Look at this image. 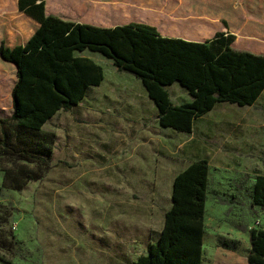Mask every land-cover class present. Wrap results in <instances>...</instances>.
Returning a JSON list of instances; mask_svg holds the SVG:
<instances>
[{
	"label": "rangeland",
	"instance_id": "1",
	"mask_svg": "<svg viewBox=\"0 0 264 264\" xmlns=\"http://www.w3.org/2000/svg\"><path fill=\"white\" fill-rule=\"evenodd\" d=\"M261 3L264 9V0ZM227 4L239 8L253 4V0H225ZM9 7L7 1L4 9ZM225 11L230 10L224 7ZM12 13L15 12L5 11L0 16ZM104 61L112 62L103 57V91L109 93L115 79ZM8 73L11 78L0 80V119L12 112L15 74ZM127 78L141 85L126 72L119 73L116 81L126 85ZM167 91L175 104L190 101L178 83L167 87ZM114 108L115 111L103 114L106 127L95 129L103 141L100 147L89 132L93 130L91 123L78 121L81 111H61L45 126L44 130L56 131L60 140L72 131L86 144L82 148L89 156L65 175L61 171L65 167L62 161H54L51 166L56 170L46 172L39 182L28 183L21 191L7 189L2 186L3 171L12 168L13 161L0 156V264H130L145 256L147 245L156 241L164 213L171 205L167 173L178 167L168 158V151L174 152L178 145L183 150L188 146L197 149L198 154L210 159L205 261L209 257L207 249L222 248L223 243L229 242L236 248L230 253L238 260L236 264H248L249 232L264 229V210L251 204L254 179L264 175V97L252 109L217 104L195 128L193 139L160 128L148 111L145 129L120 126L114 119L121 112ZM74 124L79 125L77 132L71 129ZM148 136L149 139L142 140ZM163 136L169 141L167 156L155 166L154 139ZM95 150L100 151L98 156L93 154ZM208 151H215V156ZM28 169L36 170L32 165ZM146 169L149 176H130L132 170L140 173ZM157 170L160 176L154 173ZM112 179L115 185L106 188ZM226 253L225 250V258Z\"/></svg>",
	"mask_w": 264,
	"mask_h": 264
},
{
	"label": "trees",
	"instance_id": "2",
	"mask_svg": "<svg viewBox=\"0 0 264 264\" xmlns=\"http://www.w3.org/2000/svg\"><path fill=\"white\" fill-rule=\"evenodd\" d=\"M18 11L0 16V57L16 66L12 113L0 119V156L12 159L2 186L21 191L51 167L55 135L42 130L58 111L68 112L103 80L102 68L75 53L91 51L141 81L158 110V124L190 133L194 120L217 103L252 106L264 90V56L232 48L223 32L196 43L161 36L130 23L105 29L45 14L44 0H18ZM178 83L190 101L174 105L167 87ZM20 163V165H18ZM35 167L30 171L28 166ZM207 160L190 164L173 181L172 205L156 241L130 264H203ZM251 204L264 210V175L254 179ZM248 264H264V229H251ZM227 249H235L229 242Z\"/></svg>",
	"mask_w": 264,
	"mask_h": 264
},
{
	"label": "crops",
	"instance_id": "3",
	"mask_svg": "<svg viewBox=\"0 0 264 264\" xmlns=\"http://www.w3.org/2000/svg\"><path fill=\"white\" fill-rule=\"evenodd\" d=\"M7 1L10 2L9 10L4 9ZM44 1L45 14L55 16L63 21L93 25L105 29L114 28L116 26H123L130 23L145 24L155 28L157 32L163 37L182 39L185 41L196 43H203L211 40L216 33L223 32L225 34L235 36V40L232 44V48L234 50L240 52H249L258 56H264V9L262 8L261 0H253V4L249 6L242 4L239 8H231L228 4L225 5V0L217 1L215 3H212V1L210 0ZM17 2L18 0H0V14L4 13L5 11L17 12ZM224 7L225 9L230 11L224 12ZM2 30V26H0V42L2 39ZM75 56L88 58L95 64L99 65L103 70L104 77L102 82L98 86L89 87L83 99L78 103L77 106L72 108L74 109V111L82 112V115H80V119L78 121H88V123H91V125L89 126H92L93 130H90L89 132L94 136V140L97 138V140H95L94 142L98 144V147L102 145L103 141L101 139V136L97 135V131L95 129L106 127V121L103 118V114L105 112L111 113L115 111L114 107L119 108L121 112L119 114V117H117V119H114V122L118 123V125L120 126L124 125L126 127L128 126L145 129L146 123H148L149 121V115L147 116V111L148 113H150V115H153V121L157 122L158 124L157 107L153 100L149 98L148 93L143 87L141 81V85L132 78H127L126 85L122 84L121 82H117V75H119V73L121 72L118 71L117 67H115L113 63L111 64L104 61V63L109 66V69L111 70L112 75L115 79V83L110 84V92L106 93L103 91V87L106 81V75L102 67L104 56L102 57L100 53L91 51L75 53ZM16 70V66L13 63L7 62L0 57V80L6 81L9 77L11 78V75H9V73L7 74V71H13L15 75L12 78L15 85L17 81ZM171 86H174V84ZM262 97H264V90L252 106L245 107H247L248 109L255 108ZM172 103L174 105H180L175 104L174 102ZM216 105L207 114L194 120L193 128L190 133L181 134H186L187 138L190 137L191 139H193L192 137L195 133V128L198 127L200 123H202L204 117L208 116L215 110ZM72 109L70 111L74 112L72 111ZM60 114H62L61 111H58L50 120H48L43 125L42 130L44 132L53 133L55 135L51 164L54 161L61 160L63 165L65 166L61 171L62 174L65 175L68 172H72L73 166L75 164L78 165L79 163H81V159L89 156V153L86 151V149L82 148V146H85L86 144L81 141L80 138H77L75 135H73V133H71L72 131L69 133V135H66L63 140H60L59 134L53 129L52 131L44 130L45 126L49 124L52 119L60 116ZM75 123H77V121ZM78 126V124H74V126H71L73 132H77L76 130L78 129ZM159 127L162 128L161 126ZM149 138V136L143 137L142 140L145 141ZM120 140L121 138L119 139V141ZM154 140L157 144V147L155 149H152L154 151L152 159L154 162L153 164L156 166L161 161H164V159H166V150L167 146L169 145V141H167L165 137L163 139L155 138ZM125 143L127 144L129 142L127 141ZM92 152H94L93 154L97 156L100 154L99 150H95ZM211 153L212 151L207 152V154L212 156H215L216 154L215 151H213L212 154ZM169 154L170 156L168 158L172 159L174 161V165L178 167V170H176L175 172L170 170L169 173H167L169 176V188L171 190L170 203L172 205V186L175 177L184 169H186L190 164L199 160H207L209 165L210 180L211 164L208 156H206L205 154H198V150L193 149L190 146L183 150L181 145H178L174 152L171 153V151H168V155ZM118 158L119 156L117 157V159ZM69 161H72L74 163L71 164L69 163ZM131 161H133V157L131 158ZM54 169L56 170L55 167L53 168L51 166L47 172H52ZM154 173H157V175L160 176L158 170ZM144 174L149 176V171L146 169V171L142 170L139 173L135 170H132L130 176L133 177ZM163 176H166V173L163 172ZM113 185H115V181H113L112 179L111 184L106 185V188L113 187ZM208 195L209 185L207 201ZM207 201L205 210L207 208ZM204 235L202 242L203 264H236L235 261L238 260L230 254L233 253L236 248L231 250L222 246V248L207 249V254L209 257L207 259L208 261L206 262V257L204 256ZM225 250L227 252L226 258ZM136 260L132 262H135Z\"/></svg>",
	"mask_w": 264,
	"mask_h": 264
}]
</instances>
